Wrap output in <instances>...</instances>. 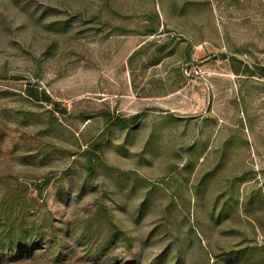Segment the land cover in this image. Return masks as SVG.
<instances>
[{"label":"rangeland","instance_id":"374dc122","mask_svg":"<svg viewBox=\"0 0 264 264\" xmlns=\"http://www.w3.org/2000/svg\"><path fill=\"white\" fill-rule=\"evenodd\" d=\"M246 68L264 0H0V264H264Z\"/></svg>","mask_w":264,"mask_h":264},{"label":"trees","instance_id":"16d2710c","mask_svg":"<svg viewBox=\"0 0 264 264\" xmlns=\"http://www.w3.org/2000/svg\"><path fill=\"white\" fill-rule=\"evenodd\" d=\"M149 35H153L156 30L151 28L149 30H147ZM245 75H254L256 74L258 77H262L264 78V68L261 69L260 73H256L253 70H249L248 68H246V71H244ZM25 94L26 96L30 97L33 100L36 101H43V102H50V98L49 96L45 93V92H38L37 89L35 88H31V87H27L25 88ZM54 103V102H52ZM141 117V115L135 114L134 116H132L129 120L132 121V123H134L135 121H137L139 118ZM95 158H98V156H94ZM86 168L88 170V174L92 175L94 172V168H95V162L91 156V154L88 153V157L86 160ZM10 196V194L7 195V198ZM9 213H12V209L9 210ZM11 214H7V216L3 219V225L0 227V252L1 251H10V250H14V248H18L15 247V244L21 243L22 242V238L20 236H17L14 234H12L13 229H12V224L9 223V220L11 219ZM24 238V236H22ZM25 239V238H24ZM110 240H105V242L108 244L110 243ZM24 245H27V242L23 243ZM21 247V246H19ZM26 247V246H25ZM24 248V247H23Z\"/></svg>","mask_w":264,"mask_h":264}]
</instances>
